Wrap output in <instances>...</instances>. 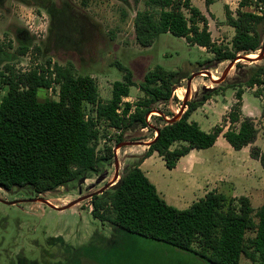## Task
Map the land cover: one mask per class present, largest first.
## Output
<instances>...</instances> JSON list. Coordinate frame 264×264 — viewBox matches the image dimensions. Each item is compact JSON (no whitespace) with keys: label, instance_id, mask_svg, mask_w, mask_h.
I'll list each match as a JSON object with an SVG mask.
<instances>
[{"label":"trees","instance_id":"obj_1","mask_svg":"<svg viewBox=\"0 0 264 264\" xmlns=\"http://www.w3.org/2000/svg\"><path fill=\"white\" fill-rule=\"evenodd\" d=\"M212 2L205 0L206 5ZM224 13L225 23L234 34L227 44H217L206 15L191 0H144V8L134 16L135 40L139 46L148 47L161 33L182 37L189 45L212 54L211 59L199 63L203 68L214 62L231 61L239 54H258L264 40V0H239L235 14L227 5ZM27 49L21 46L19 54H25ZM263 60L264 56L256 62L234 65L238 73L229 87L235 90L236 101L223 117L229 121L225 131L218 124L204 131L197 122L189 120L193 111L217 94L215 87L205 88L198 100L186 102L185 111L175 121L165 119L175 114L165 113L156 105L176 99L175 86L185 78L179 71L161 66L147 71L137 85L141 96L133 109L131 103L123 102L119 114V104L129 96L135 83L131 71L118 61L113 64L123 72L122 79L112 82L111 98L107 100L101 99L97 84L88 75H75L67 66L53 64L49 69L50 61H46L45 65L22 71L6 65L0 73L1 82L7 86L0 99V188H29L39 194L84 180L114 156L110 146L102 154L98 152V122L107 128H121L115 144L125 141L128 131L147 129L153 136L157 129L158 135L122 172L111 193L106 197L92 196V216L107 221L113 234L123 232L159 241L211 264H240L242 256L264 264V204L254 209L247 196L227 197L211 190L187 208L179 209L161 197L140 168L141 162L156 152L165 167L172 169L191 149L211 147L222 133L235 150L249 145L250 156L264 170V151L254 145L258 133L255 122L251 117H241L240 112L244 89L264 86V63L259 64ZM51 85L57 86V99L40 100L38 89ZM86 105L91 106L93 114L86 113ZM152 111L161 115H153ZM149 115L161 123L151 124ZM261 115L264 116V109ZM235 123H239L237 128ZM48 241L60 245L62 256L47 253L43 264H79V258L91 246L90 243L76 248L60 236ZM13 264L40 263L19 253Z\"/></svg>","mask_w":264,"mask_h":264},{"label":"rangeland","instance_id":"obj_2","mask_svg":"<svg viewBox=\"0 0 264 264\" xmlns=\"http://www.w3.org/2000/svg\"><path fill=\"white\" fill-rule=\"evenodd\" d=\"M212 1L206 5L205 0H191L210 18L209 29L213 37H223L225 42L229 40L230 32L222 21L225 18L224 7L230 6L235 14L239 0ZM143 8L144 0H0V73L5 71L6 65L25 71L50 61L69 67L75 75H88L97 84L101 99L107 100L111 98L112 82L122 79L123 72L113 64L118 61L132 73L135 85L130 88L129 96L135 101L141 95L137 85L145 73L161 66L166 70L179 71L185 77L175 86L173 96L176 99L156 105L165 113L176 114L183 102L187 79L207 70L209 75L199 73L192 78L186 102L201 98L205 88H216L217 94L210 98H216L217 109L212 112L201 105L194 114V117L202 119L203 128L210 129L219 120L222 106L233 97L229 84L238 73L235 66L223 81L217 83L229 61L214 62L203 68L205 66L199 63L211 59L212 54L197 45H189L182 37L161 33L150 46H139L134 35V16ZM21 46L28 48L23 55L19 54ZM263 63L264 60L259 62ZM6 90L7 86L0 77V99ZM38 97L40 100L57 99L56 87L39 88ZM242 98L244 112L260 108L261 101L252 91H244ZM123 100L127 102L125 98ZM86 113L93 114L90 105H86ZM153 115L159 114L153 112ZM147 120L153 125L161 123L156 117ZM220 124L224 125L223 119ZM97 127L100 132L99 154L107 146L113 151L117 145L116 134L110 133L103 122H98ZM259 130L264 135L263 124ZM151 135L149 130H140L128 131L124 137L125 141H143ZM139 148L143 147L130 145L116 150L118 177L136 162L139 155L132 152ZM149 164L162 177V170L166 168L163 159L157 155L149 160ZM257 170H261L258 162ZM114 176L113 156L102 162L95 172L88 173L84 180L71 181L54 191L37 194L29 188L11 191L0 188V264H13L19 253L40 264H43L47 253L61 257L60 245H51L48 241L50 237L59 236L76 248L91 243L84 257L79 258V264H211L191 252L159 241L123 232L113 234L107 221L92 216V197L63 210L33 200L44 198L61 207L103 189ZM111 191L112 185L95 195L106 197ZM263 203L264 196H255L251 200L254 209ZM240 264H259V261L242 256Z\"/></svg>","mask_w":264,"mask_h":264},{"label":"crops","instance_id":"obj_3","mask_svg":"<svg viewBox=\"0 0 264 264\" xmlns=\"http://www.w3.org/2000/svg\"><path fill=\"white\" fill-rule=\"evenodd\" d=\"M228 8L232 12V8L230 6ZM245 9L250 10V8ZM209 13L211 14H209L211 19H213L212 13L210 11ZM207 19L209 28L210 18L207 17ZM222 21H225V18ZM225 25L228 26L227 24ZM228 29L230 32V38H228L229 40H225V42L227 41L226 43L223 42V37L215 39L211 34L212 39L217 44H227L230 42L234 34L232 27L228 26ZM232 90L233 97L229 103L222 106L219 112V120L215 124L222 126L223 131L229 127V121H224V125H222L220 124L221 120L229 112L231 106L236 101L235 90L233 88ZM246 90H250L254 94H256L255 91L259 92V95L257 96L261 101V105L257 110L244 112V99L241 95V117L248 116L253 118L258 130L254 145L260 147L261 150L264 151V135H261V131L259 130L260 125H264V116L261 115L262 110L264 109V86H254L253 88L244 89V91ZM131 98L132 97L130 96L125 97V101L131 103L133 106L137 99L133 101ZM209 102H212V104ZM205 106L211 109L212 112L216 110V98L212 97L208 99L202 104V107ZM197 109L191 113L189 120L197 122L200 128L204 131L211 130L213 126L210 129L203 128L201 125L202 119L199 120V117H194ZM150 118L151 116L149 115L147 119ZM165 118H167V116H165ZM233 126L237 128L239 123H235ZM141 130L144 131L147 129ZM155 136L156 132L154 130L153 136L151 135L148 139L143 140V142H149ZM139 147L143 148H139L132 153L141 155L147 149V145H139ZM156 156L157 153L153 152L141 162L140 168L155 185L161 197H163L168 204L176 208H187L192 202L203 197L211 190H216L227 197L244 195L247 196L250 201L255 196H261L262 198L264 196V170L262 167L260 172L257 170V162L259 163V161L250 156V146H244L239 150H235L225 140L222 133L219 134L215 143L211 147L200 150L191 149L186 155L178 159L176 165L172 169L165 168L162 170V177H160L155 170H152L149 164V160L155 159Z\"/></svg>","mask_w":264,"mask_h":264},{"label":"water","instance_id":"obj_4","mask_svg":"<svg viewBox=\"0 0 264 264\" xmlns=\"http://www.w3.org/2000/svg\"><path fill=\"white\" fill-rule=\"evenodd\" d=\"M264 56V40L262 42V48L259 50L258 54H256V56L254 58L250 57V55H237L233 60L229 61V63L227 64V66L225 67V69L223 70L221 76L218 78L217 80V83L218 82H221L225 79V77L227 76L229 70L237 63V62H241V61H244V63H252V62H256L260 59H262ZM199 73H204L205 75H209L210 73L205 70L203 72H198V73H195V74H192L188 79H187V84H186V92L184 94V98H183V102H182V105L180 107V110L178 113H176L172 118H165L168 122H173L175 121L184 111H185V107H186V100H187V97H188V93H189V90H190V83H191V80L192 78L199 74ZM153 112H156L158 113L159 115H161V112H158V111H152ZM156 132V136L158 135V130L156 129L155 130ZM155 136V137H156ZM154 137V138H155ZM153 138V139H154ZM152 139V140H153ZM151 140V141H152ZM143 142V141H122L120 143H118L114 148H113V152H114V160H115V176L114 178L112 179L111 182H108L103 189L97 191V192H94V193H91V194H87V195H84V196H81L79 198H77L76 200H73L72 202L64 205V206H61V207H57L53 204H51L50 202H48L47 200H45L44 198H36V199H33V200H36V201H40V202H43L44 204H46L47 206L53 208V209H57V210H63V209H66V208H69L77 203H79L80 201L82 200H85L87 198H90L92 197L93 195L95 194H100L103 192V190H105L106 188H108L109 186L111 185H114L117 180L119 179L118 177V165H117V157L115 155V152L117 149L119 148H122V147H125V146H130V145H149L150 142Z\"/></svg>","mask_w":264,"mask_h":264},{"label":"built area","instance_id":"obj_5","mask_svg":"<svg viewBox=\"0 0 264 264\" xmlns=\"http://www.w3.org/2000/svg\"><path fill=\"white\" fill-rule=\"evenodd\" d=\"M259 10H260V8H258L256 11L259 12ZM31 27H32V25H31V23H29V28H30V30H31ZM33 31L36 32V30H33ZM53 64H54V63L50 62V67H49V69L52 68ZM53 86H55V85H51L49 88L51 89V88H53ZM55 87H56V93H57V86H55ZM123 99H124V98H123ZM123 102H124V100H122V102L119 104L118 109L116 110L117 113H119V114L121 113V110H122V108H123ZM132 109H133V106H132ZM132 109H130V111H132ZM107 129H108V131H109L110 133H114V134H116V136L119 135V134L121 133V128L110 127V126H109Z\"/></svg>","mask_w":264,"mask_h":264},{"label":"bare ground","instance_id":"obj_6","mask_svg":"<svg viewBox=\"0 0 264 264\" xmlns=\"http://www.w3.org/2000/svg\"><path fill=\"white\" fill-rule=\"evenodd\" d=\"M256 56V54H250V57L254 58ZM181 92V91H180ZM177 93V92H176ZM179 93V92H178ZM177 93V94H178ZM183 97V96H182Z\"/></svg>","mask_w":264,"mask_h":264}]
</instances>
